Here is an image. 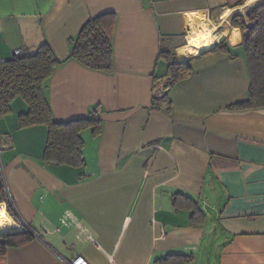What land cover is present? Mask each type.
<instances>
[{"label": "crops", "instance_id": "0c3cea01", "mask_svg": "<svg viewBox=\"0 0 264 264\" xmlns=\"http://www.w3.org/2000/svg\"><path fill=\"white\" fill-rule=\"evenodd\" d=\"M238 1L0 0V61L47 42L65 61L45 83L54 120L95 113L102 123L99 135L82 132L86 162L76 168L44 162L47 128H19L23 100L0 116V181L19 218L1 203L12 228L0 232L37 234L0 264H156L179 254L192 257L186 264H264V109H229L249 87L231 17L262 0ZM102 14L116 18L110 73L68 60L71 40ZM208 30L213 44L202 48ZM162 49L193 72L154 108L168 92Z\"/></svg>", "mask_w": 264, "mask_h": 264}, {"label": "trees", "instance_id": "16d2710c", "mask_svg": "<svg viewBox=\"0 0 264 264\" xmlns=\"http://www.w3.org/2000/svg\"><path fill=\"white\" fill-rule=\"evenodd\" d=\"M242 2L243 0L238 1L236 6H240ZM231 23L239 28L243 35L249 87L246 99L229 109L236 111L264 109V0L245 15L234 14ZM115 26L116 18L113 14H102L89 19L78 36L71 40L72 52L68 60H76L93 71L110 73L114 68ZM228 49L225 44H220L214 50L229 52ZM160 57L168 63L166 75L169 79L168 92L160 97H154V108H160L163 101L170 103V91L189 79L193 72L190 62H178L171 51L162 49ZM64 62L57 58L47 42L40 45L34 53L20 52L14 54L11 59L0 61V116L11 113L12 104L16 99L23 100L28 109L18 117L19 128L36 126L47 128L44 162L81 168L86 162L82 132L91 129L93 135H99L102 123L95 113L68 122L54 120L45 96V83ZM168 111H171V108H168ZM185 200L189 207L192 206L194 209L193 217L197 221H203L205 215L197 203L187 197ZM3 202L7 204L9 214L19 219L10 196L0 181V204ZM11 232L13 231L0 232V257L5 256L9 249L23 247L37 237L36 232L30 227H26L22 232ZM191 258L182 254L170 255L156 264H186Z\"/></svg>", "mask_w": 264, "mask_h": 264}, {"label": "bare ground", "instance_id": "6f19581e", "mask_svg": "<svg viewBox=\"0 0 264 264\" xmlns=\"http://www.w3.org/2000/svg\"><path fill=\"white\" fill-rule=\"evenodd\" d=\"M204 32V30H201ZM207 34L203 37L204 39L199 40L197 43L202 48L211 47L213 42L210 39V31H206ZM206 40V42H205ZM12 228V223L8 216L6 215V211L3 205L0 206V230H10Z\"/></svg>", "mask_w": 264, "mask_h": 264}, {"label": "built area", "instance_id": "2783aa9c", "mask_svg": "<svg viewBox=\"0 0 264 264\" xmlns=\"http://www.w3.org/2000/svg\"><path fill=\"white\" fill-rule=\"evenodd\" d=\"M20 51L16 52L15 54H19ZM2 145L0 143V154L2 152ZM68 264H90L86 259H84L83 257H77L75 259H73L71 262H69Z\"/></svg>", "mask_w": 264, "mask_h": 264}, {"label": "water", "instance_id": "95a60500", "mask_svg": "<svg viewBox=\"0 0 264 264\" xmlns=\"http://www.w3.org/2000/svg\"><path fill=\"white\" fill-rule=\"evenodd\" d=\"M201 53H202V52H201ZM201 53H200V54H201ZM11 233H15V232H11ZM7 234H8V233H7ZM1 235H2V234H1Z\"/></svg>", "mask_w": 264, "mask_h": 264}]
</instances>
